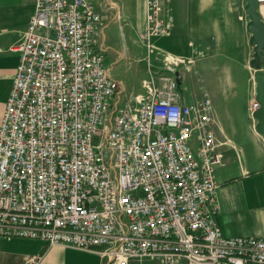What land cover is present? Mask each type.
<instances>
[{"label":"built area","instance_id":"2783aa9c","mask_svg":"<svg viewBox=\"0 0 264 264\" xmlns=\"http://www.w3.org/2000/svg\"><path fill=\"white\" fill-rule=\"evenodd\" d=\"M146 18L141 39L166 70L204 54L151 43L173 32L172 0H146ZM102 31L93 0H35L0 120V236L105 264H264V237L224 234L214 218L223 154L209 92L187 100L171 74L126 92Z\"/></svg>","mask_w":264,"mask_h":264},{"label":"crops","instance_id":"0c3cea01","mask_svg":"<svg viewBox=\"0 0 264 264\" xmlns=\"http://www.w3.org/2000/svg\"><path fill=\"white\" fill-rule=\"evenodd\" d=\"M93 2L102 12V43L106 54L116 55L114 65L120 66L130 46H147L141 39L147 27L146 0ZM245 4L246 0H172L173 32L151 42L176 56L188 55L195 48L204 52L191 63V97L196 98L203 86L210 94L217 120L215 130L223 161L215 169L219 209L214 218L224 234L264 237V135L256 131L253 116L256 82L250 61L254 47L249 42L250 17ZM34 9L35 0H0V120L19 62L16 46ZM259 11L264 20V3ZM261 67L264 69V61ZM155 72L143 63L139 74H132L140 88L132 91L140 93L151 76L165 74ZM114 77L126 89L124 80ZM0 264L105 261L96 251L49 245L39 238L0 236Z\"/></svg>","mask_w":264,"mask_h":264},{"label":"rangeland","instance_id":"374dc122","mask_svg":"<svg viewBox=\"0 0 264 264\" xmlns=\"http://www.w3.org/2000/svg\"><path fill=\"white\" fill-rule=\"evenodd\" d=\"M148 54L150 56V60H152V69L153 71L154 70L156 71L155 75L164 72L166 75L171 74L173 76H176L180 82L179 85L181 92L186 95L187 100H191L192 98L191 97V62L190 63L185 62V64L178 66L174 72H170L163 67L162 55L158 53L157 49H152V46L149 48L147 46L142 48L135 45L133 47L130 46L125 51L126 56L124 60L121 61L120 66H116L114 65V63H112L113 62L112 59L116 55H113V53L109 55L106 54L105 52V57L107 56L106 64L110 65L111 73L113 76L121 77L124 80L126 84L125 90L126 92L130 93L133 92L132 90H134V88L137 89L140 88L139 83L137 81V76H132V74L133 73L139 74V70L142 67V64L147 63V60L144 57H146ZM133 93H137V92H133ZM199 93H200V88L197 95H199Z\"/></svg>","mask_w":264,"mask_h":264},{"label":"water","instance_id":"95a60500","mask_svg":"<svg viewBox=\"0 0 264 264\" xmlns=\"http://www.w3.org/2000/svg\"><path fill=\"white\" fill-rule=\"evenodd\" d=\"M259 6L258 0H246L245 10L250 17L247 22V29L251 31L249 42L254 47L250 65L255 69L256 101L260 104L253 111V116L257 119L256 131L264 135V69L261 67L264 61V20L259 11Z\"/></svg>","mask_w":264,"mask_h":264}]
</instances>
